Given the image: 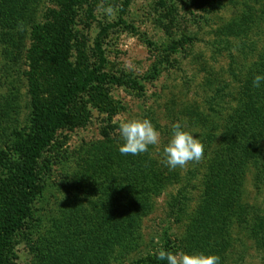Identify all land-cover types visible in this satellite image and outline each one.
I'll list each match as a JSON object with an SVG mask.
<instances>
[{"label": "rangeland", "instance_id": "374dc122", "mask_svg": "<svg viewBox=\"0 0 264 264\" xmlns=\"http://www.w3.org/2000/svg\"><path fill=\"white\" fill-rule=\"evenodd\" d=\"M4 1L0 153L31 130L32 34L59 8V0ZM87 6L77 27L88 61L93 69L103 66L106 79L73 103L81 123L59 128L42 152L39 190L31 214L12 236L6 264H138L168 241L174 252L215 253L221 264H264V120L258 140L234 133L246 109L255 115V101L264 103V86L252 84L264 74V0H91ZM106 26L102 65L94 47ZM133 118L151 120L160 142L125 157L148 160L162 187L138 217L136 239L125 255L118 246L111 255L92 254L93 235H110L100 232L108 226L102 203L111 192L112 204L118 203V128ZM177 122L199 133L204 154L169 169L163 148ZM242 144L248 150L240 163L234 158Z\"/></svg>", "mask_w": 264, "mask_h": 264}, {"label": "trees", "instance_id": "16d2710c", "mask_svg": "<svg viewBox=\"0 0 264 264\" xmlns=\"http://www.w3.org/2000/svg\"><path fill=\"white\" fill-rule=\"evenodd\" d=\"M90 1L59 0V8L51 10L46 21L34 27L29 55L31 70L28 74L32 94V127L21 143L15 141L9 145V150H1L0 153V166L4 169V175L0 178V264H6L5 255L12 236L31 214L32 204L39 190L37 168L42 152L49 146L59 128L74 127L81 123L74 113L73 103L79 95L89 92L106 79V74L100 70L103 66L93 69L88 61L82 31L77 27L78 21L82 23L78 17L85 5L88 4L89 8ZM210 1L215 3V0ZM88 12L91 15V10ZM3 22H7V19ZM83 25L89 26L87 22ZM107 31L106 26L95 40L94 50L102 65L107 61L103 50V37H106ZM133 83L138 86L135 80ZM254 107L259 108V113L252 115V111L248 112L246 109V116L234 129V133L242 134L246 139L258 140L263 129L264 118L261 119L260 114L264 103L255 101ZM9 112L6 109L4 114ZM242 145L235 152L239 158H234L239 159L240 163L243 162L241 156L248 150L246 144ZM256 147L257 143L251 144L249 149ZM102 172L109 176L107 172ZM161 187L159 176L150 170L148 160H130L119 152L118 203L116 206L112 204L115 193L111 192L109 196V191L107 201L102 203L108 226L100 232L108 230L110 235L104 236L103 240L93 235L89 251L96 254L97 251L104 250V255H111L112 249L118 246L122 251L120 253L125 255L124 251L132 247L136 239L137 220L147 214L152 196ZM115 221L118 228L114 231L112 225ZM165 250L173 251L169 241ZM139 261L138 264H166L158 261L156 256L143 259L141 263Z\"/></svg>", "mask_w": 264, "mask_h": 264}, {"label": "clouds", "instance_id": "9594fccd", "mask_svg": "<svg viewBox=\"0 0 264 264\" xmlns=\"http://www.w3.org/2000/svg\"><path fill=\"white\" fill-rule=\"evenodd\" d=\"M253 87L264 86V74H257L252 81ZM122 143L118 147L121 155L136 156L157 146L160 132L147 118H133L122 121L118 128ZM204 154V144L195 130H186L181 123L172 126L170 139L163 148V163L169 169L183 168L189 162H198ZM158 261L166 264H221V258L215 253L202 251L173 252L160 249L156 254Z\"/></svg>", "mask_w": 264, "mask_h": 264}]
</instances>
